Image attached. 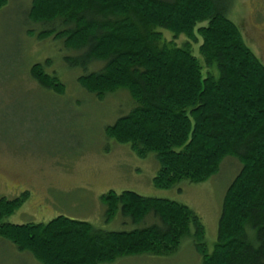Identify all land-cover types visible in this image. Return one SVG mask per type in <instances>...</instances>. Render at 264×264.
Listing matches in <instances>:
<instances>
[{"label":"trees","instance_id":"trees-1","mask_svg":"<svg viewBox=\"0 0 264 264\" xmlns=\"http://www.w3.org/2000/svg\"><path fill=\"white\" fill-rule=\"evenodd\" d=\"M235 1L31 0L24 13L29 34L57 46L64 65L81 72L78 83L88 93L99 101L117 91L129 95V111L105 135L129 144L138 157L154 153L155 187L207 181L226 157L238 164L212 251L200 217L187 205L130 190L100 196L104 222L119 216L131 226L117 231L63 215L4 222L25 194L2 198L1 238L40 264L166 256L187 236L202 264H264V64L230 17ZM7 3L0 0V10ZM50 61L34 63L30 74L62 94L59 77L45 70Z\"/></svg>","mask_w":264,"mask_h":264},{"label":"rangeland","instance_id":"rangeland-1","mask_svg":"<svg viewBox=\"0 0 264 264\" xmlns=\"http://www.w3.org/2000/svg\"><path fill=\"white\" fill-rule=\"evenodd\" d=\"M30 1L8 0L0 10V199L25 194L21 206L3 221L37 223L63 215L108 231L128 230L131 226L119 216L103 221L100 196L130 190L191 208L203 223L210 253L223 195L238 164L226 157L219 173L207 181L155 187L154 153L138 157L129 144L105 135V127L129 111V95L117 91L99 101L83 89L78 83L81 72L64 65L61 50L29 34L24 13ZM230 17L264 64V0H236ZM168 33L164 36L170 38ZM46 59L51 61L45 70L64 85L62 94L40 86L30 74L34 63ZM0 264L40 263L0 237ZM103 264H202V259L187 236L172 254L128 255Z\"/></svg>","mask_w":264,"mask_h":264}]
</instances>
